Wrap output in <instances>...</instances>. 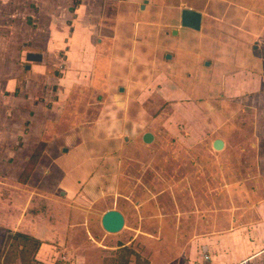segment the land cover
Listing matches in <instances>:
<instances>
[{
    "label": "crops",
    "instance_id": "obj_1",
    "mask_svg": "<svg viewBox=\"0 0 264 264\" xmlns=\"http://www.w3.org/2000/svg\"><path fill=\"white\" fill-rule=\"evenodd\" d=\"M130 2L114 0L112 28L106 27L96 44L94 39L80 38L75 28L91 27L98 34L101 23L93 18L98 13L97 3L92 0L86 11L82 0H76V6L72 0L74 6L68 8L72 19L67 21L71 34L59 41V46H53V37L46 34L35 43L14 42L9 62L0 55V122L14 123L10 137H0V148L5 146L6 155L12 158L8 168L13 177L7 181L19 190L7 198L13 207L7 211L6 223L13 219L10 234L40 242L35 252L40 264H53L64 251L60 240L67 235V223L88 222L94 216L101 219L111 209L122 213L117 204L127 190L121 175L124 151L139 138L142 141L146 124L142 104H133L123 88L127 53H137L142 59L156 56L160 47L166 48L165 42L159 47L158 29L169 30L171 36L170 31L176 30V37L184 29L180 26L182 9L201 13L200 31L210 30L205 47L186 51L200 62L210 59L212 49L225 50L229 66L238 67L239 53L250 41L262 39L264 43V24L259 21L263 15L249 7L254 6L252 2L246 6L235 0H140L138 10L151 16L137 13ZM52 4L53 0H0V43L10 39L11 18H16L18 7L25 8L22 25L36 28L34 17L40 5L51 9ZM109 4L107 8L113 5ZM216 29L235 37H217ZM128 43L132 48L126 51ZM28 53L41 54L42 61L26 62ZM248 61L249 67L254 63L253 70H260L263 63L259 58ZM254 81L256 87L264 86V76ZM20 201L22 209L17 210ZM44 203L48 208L42 210ZM95 205H99L97 213ZM251 206L234 213L225 230L193 240L183 264H264V201ZM245 217L250 221H241Z\"/></svg>",
    "mask_w": 264,
    "mask_h": 264
},
{
    "label": "rangeland",
    "instance_id": "obj_2",
    "mask_svg": "<svg viewBox=\"0 0 264 264\" xmlns=\"http://www.w3.org/2000/svg\"><path fill=\"white\" fill-rule=\"evenodd\" d=\"M82 1L87 11L92 0ZM101 1L94 0L98 13L93 18L101 23L98 34L91 27L75 28L80 38L94 39L95 44L97 38H103L106 27L112 28L116 13L114 0ZM132 1L133 10L151 16L138 10L140 0ZM235 1L246 6L252 2L254 6L249 7L263 15L259 21L264 24V0ZM108 3L113 5L107 8ZM70 5L72 0H53L51 9L40 5L32 16L37 20L36 28L22 25L25 8L18 7L16 18H11V37L0 43V55L9 62L15 52L14 42L35 43L46 34L53 37V46H59V41L64 42L71 34L67 25L72 19ZM2 22L0 18V26ZM209 31L184 28L176 37L168 35L169 30L158 29L159 47L162 42L167 46L160 47L156 56L142 59L137 53H127L125 95L133 104H142L146 123L143 132L151 133L154 139L147 145L139 138L124 151L121 175L127 190L117 204L125 219L124 227L110 236L101 229L98 216L88 222L73 220V227L67 223V235L60 240L64 251L53 264H183L193 240L225 230L234 213L264 201V86L262 89L253 84L264 76V43L262 39L250 41L239 53L240 62L235 63L238 67L229 66L225 50L220 53L212 49L210 59L200 62L186 51L205 47ZM216 32L217 37H235L225 30ZM129 43L126 51L132 48ZM249 58L252 62L262 59L260 70L256 64L253 70L254 63L249 67ZM13 128V121L1 120L0 137L7 140ZM216 139L224 142L220 151L212 148ZM6 153L5 146L0 148V264H40L36 243L8 234L13 219L6 223L7 211L13 204L7 198L19 190L7 181L13 175L8 168L12 158ZM21 206L22 201L17 210ZM41 207L48 208L45 203ZM96 210L99 205H95L94 213ZM245 220L250 221L247 217L241 221ZM218 221L225 224L218 227Z\"/></svg>",
    "mask_w": 264,
    "mask_h": 264
},
{
    "label": "water",
    "instance_id": "obj_3",
    "mask_svg": "<svg viewBox=\"0 0 264 264\" xmlns=\"http://www.w3.org/2000/svg\"><path fill=\"white\" fill-rule=\"evenodd\" d=\"M201 13L191 10V9H182L180 13V26L182 28L190 29L195 32H199L201 29ZM164 33H168V31H164ZM173 36L177 35V31H171ZM166 58L169 59L170 56L166 55ZM26 62L29 63H39L42 61V55L39 53H28L25 56ZM206 66H209V63H205ZM26 69H29V66H26ZM123 89H120L122 92ZM154 137L151 133L147 132L144 133L142 136V142L144 144L152 143ZM212 148L215 151H220L224 148V142L220 139H216L212 142ZM125 219L122 213L115 209H111L103 213L100 219V225L104 232L108 234H117L119 233L124 227Z\"/></svg>",
    "mask_w": 264,
    "mask_h": 264
},
{
    "label": "trees",
    "instance_id": "obj_4",
    "mask_svg": "<svg viewBox=\"0 0 264 264\" xmlns=\"http://www.w3.org/2000/svg\"><path fill=\"white\" fill-rule=\"evenodd\" d=\"M74 2H75V1H74ZM8 234H9V235H12L13 237L20 238V239H22V240H24V241H27V242H33V243H36L37 247H38L39 244H40V242L37 241L36 239L31 238V237L26 236V235H22V234H18V233H16V234H10V233H8Z\"/></svg>",
    "mask_w": 264,
    "mask_h": 264
}]
</instances>
